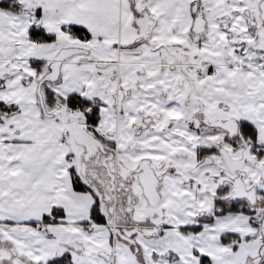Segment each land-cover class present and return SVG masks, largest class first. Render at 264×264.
Listing matches in <instances>:
<instances>
[{"label":"snow or ice","instance_id":"obj_1","mask_svg":"<svg viewBox=\"0 0 264 264\" xmlns=\"http://www.w3.org/2000/svg\"><path fill=\"white\" fill-rule=\"evenodd\" d=\"M0 264H264V0H0Z\"/></svg>","mask_w":264,"mask_h":264}]
</instances>
